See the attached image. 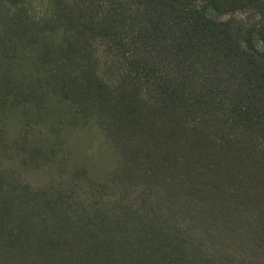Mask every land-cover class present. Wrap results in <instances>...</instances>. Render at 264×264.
<instances>
[{"label":"trees","instance_id":"1","mask_svg":"<svg viewBox=\"0 0 264 264\" xmlns=\"http://www.w3.org/2000/svg\"><path fill=\"white\" fill-rule=\"evenodd\" d=\"M0 264H264V0H0Z\"/></svg>","mask_w":264,"mask_h":264},{"label":"rangeland","instance_id":"2","mask_svg":"<svg viewBox=\"0 0 264 264\" xmlns=\"http://www.w3.org/2000/svg\"><path fill=\"white\" fill-rule=\"evenodd\" d=\"M243 15H244L243 13H239L238 18H242Z\"/></svg>","mask_w":264,"mask_h":264}]
</instances>
